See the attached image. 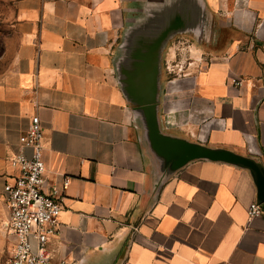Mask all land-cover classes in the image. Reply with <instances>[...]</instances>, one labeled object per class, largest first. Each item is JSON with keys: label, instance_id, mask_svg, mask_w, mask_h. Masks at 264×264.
<instances>
[{"label": "crops", "instance_id": "1", "mask_svg": "<svg viewBox=\"0 0 264 264\" xmlns=\"http://www.w3.org/2000/svg\"><path fill=\"white\" fill-rule=\"evenodd\" d=\"M15 26L0 208L38 114L56 262L264 264V0H16Z\"/></svg>", "mask_w": 264, "mask_h": 264}, {"label": "built area", "instance_id": "2", "mask_svg": "<svg viewBox=\"0 0 264 264\" xmlns=\"http://www.w3.org/2000/svg\"><path fill=\"white\" fill-rule=\"evenodd\" d=\"M44 136L42 120L34 114L20 137L22 148L31 154L21 150L9 158L17 173L4 186L8 213L5 226L14 240L8 264H69L66 260L56 262L48 244L59 231L63 200L71 178H63L62 188L54 186L45 190ZM248 215L249 218L264 215V206L252 203Z\"/></svg>", "mask_w": 264, "mask_h": 264}, {"label": "rangeland", "instance_id": "3", "mask_svg": "<svg viewBox=\"0 0 264 264\" xmlns=\"http://www.w3.org/2000/svg\"><path fill=\"white\" fill-rule=\"evenodd\" d=\"M16 0H0V77L10 66V51L16 40ZM7 211L0 208V264H8L14 240L6 230Z\"/></svg>", "mask_w": 264, "mask_h": 264}]
</instances>
